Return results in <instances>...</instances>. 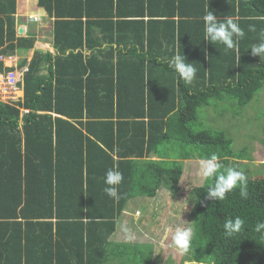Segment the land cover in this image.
<instances>
[{"label":"trees","instance_id":"1","mask_svg":"<svg viewBox=\"0 0 264 264\" xmlns=\"http://www.w3.org/2000/svg\"><path fill=\"white\" fill-rule=\"evenodd\" d=\"M16 2L0 0L4 55L34 44L15 35ZM37 6L53 17L57 52L53 59L33 53L16 83L23 96L0 100V264H153L151 244L111 240L128 200L162 188L174 197L187 159L215 153L226 167L227 160L252 165L257 140L235 141L238 124L215 128L204 109L224 101L241 119L263 87L264 57L250 48L264 42V0H37ZM209 9L244 30L238 50L204 40ZM178 51L197 69L191 83L166 63ZM44 61L47 74L40 72ZM261 164L251 169L261 177L247 176L246 198L237 188L224 200L209 199L210 181L183 194L194 232L186 264H264V230H255L264 221ZM114 167L123 174L118 203L104 192ZM236 217L244 226L226 236L225 222Z\"/></svg>","mask_w":264,"mask_h":264},{"label":"rangeland","instance_id":"2","mask_svg":"<svg viewBox=\"0 0 264 264\" xmlns=\"http://www.w3.org/2000/svg\"><path fill=\"white\" fill-rule=\"evenodd\" d=\"M25 8L24 6L23 9ZM258 97L260 105L252 104ZM6 98H8V95L4 93L1 99ZM253 101L245 107L241 119V115H234L232 112V109H235V104L227 106L224 101H219L216 105H211L210 108L205 107L204 109L206 114L213 119L215 128L224 129V126L231 128L233 124H238L231 131L235 141H239L241 138L257 140L253 141L250 146L249 153L253 158L251 161L252 165L246 163L248 162L247 160H241L240 162L243 164L239 167H234L228 163L231 160L225 158L227 167H234L244 172L246 176L249 175L250 179L262 176L261 173L254 174L251 169L257 165L261 166V163L264 162V140L258 142L259 139H256V137L264 138V85ZM183 168L178 191L174 197H171L168 191L162 188L155 197L135 198L129 201L128 206H130L131 210H138L140 215L136 216L135 220L132 219L134 217L128 216L123 220L122 225L118 224L116 232L111 236V240L151 244L154 258L153 264H186L187 261L185 259L187 257L185 258V255L189 257V254L181 255L172 243V236L176 227H191L187 218L189 205L185 202L183 194L189 189L208 181L201 180L198 175L199 160L187 159L184 161ZM249 169L250 173L247 174ZM127 259L131 260L130 252L127 254ZM133 264L136 263L133 261ZM138 264H143V260L139 259Z\"/></svg>","mask_w":264,"mask_h":264},{"label":"clouds","instance_id":"3","mask_svg":"<svg viewBox=\"0 0 264 264\" xmlns=\"http://www.w3.org/2000/svg\"><path fill=\"white\" fill-rule=\"evenodd\" d=\"M202 20L204 23V40L210 43H220L228 50H238L239 40L245 36V32L235 19L224 18L220 20L209 9L203 15ZM261 36L264 37V31L261 32ZM250 50L251 55L259 58L264 57V42L252 46ZM166 63L177 74L178 79L187 83H191L196 76L197 69L193 66V63L187 62L186 57L179 51ZM198 175L201 180L211 182V186L207 191L209 199L224 200L227 193L237 188L242 198L247 197L246 185L248 178L246 174L234 167H226L220 163L219 157L215 153L208 158L199 159ZM122 180L123 174L118 170V167L111 168L106 172L104 182L107 187L104 188V192L117 203L121 199L118 186ZM244 224L245 221L240 217H236L234 220L228 219L224 224L225 235L230 237L240 232ZM255 230L257 232L264 230V221L258 223ZM193 236L194 232L191 227H176L172 236V243L181 255L188 254L191 251Z\"/></svg>","mask_w":264,"mask_h":264},{"label":"crops","instance_id":"4","mask_svg":"<svg viewBox=\"0 0 264 264\" xmlns=\"http://www.w3.org/2000/svg\"><path fill=\"white\" fill-rule=\"evenodd\" d=\"M16 3H17L16 12L13 14L15 18V32H16L15 35L18 37H33L34 44L28 50L25 51L15 50L14 54L11 55L10 54L4 55L0 53L3 57V59L0 60V62L3 63V67L2 69H0V73H5L13 70L18 74L21 80L23 71L28 68V64L30 63L31 58H33V56L36 53L42 56L47 53L49 56H51V59H53L57 51L52 45L51 29H52L53 17L47 14L42 7L37 6V0H22V2L21 0H17ZM24 6L26 7L25 9H23ZM29 17H31L33 20L30 19ZM6 42L8 43V41ZM33 53L35 54L33 55ZM85 53H87L86 50ZM21 61H24L22 66L19 65ZM48 65L49 62L47 61L42 62L40 72L43 74H47ZM54 81L55 79H52V83ZM74 85L76 87V84ZM4 93L7 94L8 97L23 96V90L20 88V86H18V91H13V90L9 91L6 90L5 88H2V90H0V100H2L1 97L3 96ZM22 111H27V109L25 110L23 109ZM151 158L155 159V157H151ZM146 197L148 196H134L130 200H128V202L132 201V199L135 198L142 199ZM128 202L126 203L122 215L118 217L117 225L118 224L122 225V223L124 222L123 220L128 216H130L128 215V211H130V206H128ZM134 210H135L133 214L134 218L132 219L135 220V217L139 216L140 213L138 212V210L136 209ZM117 225H116V230H117Z\"/></svg>","mask_w":264,"mask_h":264},{"label":"built area","instance_id":"5","mask_svg":"<svg viewBox=\"0 0 264 264\" xmlns=\"http://www.w3.org/2000/svg\"><path fill=\"white\" fill-rule=\"evenodd\" d=\"M3 57L0 54V60H2ZM19 80V76L15 71H8L5 73H0V87L5 88L6 90H13V91H18L17 87V81ZM0 88V90H2ZM17 97H8L6 99H2L4 101L10 100V99H15Z\"/></svg>","mask_w":264,"mask_h":264}]
</instances>
